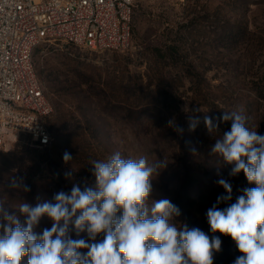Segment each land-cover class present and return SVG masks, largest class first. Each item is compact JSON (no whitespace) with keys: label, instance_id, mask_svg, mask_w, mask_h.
Listing matches in <instances>:
<instances>
[{"label":"rangeland","instance_id":"obj_1","mask_svg":"<svg viewBox=\"0 0 264 264\" xmlns=\"http://www.w3.org/2000/svg\"><path fill=\"white\" fill-rule=\"evenodd\" d=\"M131 34V45L123 52H93L57 42L41 45L35 54V68L42 72L41 81L54 107L55 96L43 79L67 63V58L80 63L82 72L98 85L88 116L85 115L97 131L93 137L88 130L85 142L77 150L78 154H83L79 158L84 160V166H91L93 160L88 158H94L98 147L101 161L115 152H120L124 158L145 156L149 164L162 161L161 167L166 165L151 180L153 190L149 202L164 198L173 201L186 175L191 173L198 178L193 195L209 185L223 188L217 183L223 178L231 184L236 201L247 181L245 175L241 172L230 176L232 165L211 153L216 140L230 131L232 122H220L217 132L210 134L203 118L205 115L219 118L223 111H242L248 118L247 126L264 135V98L257 92L264 90V0H135ZM169 44L180 47L182 60L210 68L203 89L210 105L215 103L216 106H200L186 78L177 81L182 103L171 114L148 107L136 111L138 117H130L131 109L127 104L121 108L112 103L107 106L99 94L100 88H105L110 95L112 88L120 84L138 94L143 91L150 95L156 86L148 87L153 73L150 71L154 61L151 51ZM129 98L131 96L125 100L130 101ZM189 116L200 118L193 132L188 130ZM177 128H182L183 132H178ZM190 147H195L196 154ZM52 154L46 148H33L28 137H22L10 152L0 153V201L22 224L26 218L15 208L20 202L35 206L53 201L57 193L44 186L31 189L26 183L32 175L56 182ZM13 178L22 179L30 191L11 187ZM79 179L84 184L90 182L86 176ZM0 222H3L2 217ZM51 225L52 221L44 216L33 230L41 234ZM69 234L72 239L88 240L86 232L77 235L72 229ZM102 239L103 233L96 238L97 242ZM27 260V256L23 257L21 264H27Z\"/></svg>","mask_w":264,"mask_h":264},{"label":"clouds","instance_id":"obj_2","mask_svg":"<svg viewBox=\"0 0 264 264\" xmlns=\"http://www.w3.org/2000/svg\"><path fill=\"white\" fill-rule=\"evenodd\" d=\"M247 120L242 111L203 118L210 134L217 132L220 122H232L211 153L232 165L230 176L243 172L249 184L256 185L244 188L223 209L213 205L206 215L210 231L230 236L242 253L233 264H264V135L250 129ZM199 123L198 116H189L188 130L195 131ZM190 151L196 154L195 147ZM72 159L70 153L63 154L65 163ZM161 164H149L145 156L124 158L120 152L94 160L91 186L81 189L74 183L70 193H56L54 202H20L15 208L25 216L23 224L0 201V264H21L25 256L27 264H213L214 252L221 251L219 236L210 238L186 223L177 227L181 210L167 198L149 202L151 180L166 166ZM64 175L71 178L72 172ZM217 183L227 193L217 204L231 201V184L223 178ZM11 187L30 191L22 179L13 178ZM44 216L52 221L51 228L37 234L33 229ZM72 229L77 235L86 232L88 240L72 239ZM101 233L103 239L97 242Z\"/></svg>","mask_w":264,"mask_h":264},{"label":"trees","instance_id":"obj_3","mask_svg":"<svg viewBox=\"0 0 264 264\" xmlns=\"http://www.w3.org/2000/svg\"><path fill=\"white\" fill-rule=\"evenodd\" d=\"M151 52L154 61L150 71L153 73L151 72L152 74L149 77L150 85L148 87L154 84L156 86L150 95L144 94L143 91H140L138 94L136 90H130L120 84L112 88L110 95L105 88H100L99 94L107 106L112 103L121 108L127 104V107L131 109L130 117H138L136 111L140 112L148 107H153L161 113L167 112L171 114L182 103V96L180 90L177 88V81H180V78L189 80L191 84L189 90L196 96L200 106H216L215 103L210 105L207 99L208 94H205V90L203 89L206 75L210 68L201 67L193 61L187 62L186 60H182L184 58L177 44L156 47ZM67 61L61 68L48 73L43 79L46 87H48V90H50L56 99L54 114L48 122L50 131H53L52 142L49 146L42 147L46 148V151L50 153L53 152L50 159L54 162V177L56 178V182L50 180V178L44 180L32 175L30 180L26 181L31 189L44 186L53 189L57 193L60 191L70 193L74 183L79 184L81 189L86 185L91 186L94 184L95 178L92 175L93 165L84 166V160L79 158L83 154H78L77 150L85 142L88 130L91 131L93 137L97 131L91 125V119L85 118V115L88 116V107H91L90 102L95 95V91L98 90V85L94 79L88 78L82 72L80 63L70 58H67ZM37 74L39 79L42 80V72L39 73L37 71ZM257 92L260 97L264 98V90ZM129 96H131L129 98L130 101L125 100ZM132 98L133 100H131ZM30 144L33 148H40L33 144L31 140ZM65 152L70 153L73 158L68 163H65L63 160ZM100 152V148L98 147V152H95L94 158H88V160L101 161ZM68 171L72 172L71 178H65L64 173ZM83 176H86L87 180H90L88 184H84V181L79 179ZM197 185V176L192 173L187 174L180 191L172 201L181 210V215L175 218L177 227H180L179 224L186 223L189 228H200L210 238L213 235L219 236L222 241L221 251L214 252L213 264H233L234 260L242 255V253L239 252L236 243L230 236L222 235L219 232L213 234L210 231L206 215L207 210L213 205L223 209L230 203H234L233 193L231 201L217 204L219 196L227 195L224 188L209 185L205 190L199 189V194L193 195L192 192ZM249 187H252V185L245 180L244 188Z\"/></svg>","mask_w":264,"mask_h":264},{"label":"built area","instance_id":"obj_4","mask_svg":"<svg viewBox=\"0 0 264 264\" xmlns=\"http://www.w3.org/2000/svg\"><path fill=\"white\" fill-rule=\"evenodd\" d=\"M135 0H0V152L22 137L52 142L54 106L38 77V48L57 42L93 52L131 45Z\"/></svg>","mask_w":264,"mask_h":264}]
</instances>
